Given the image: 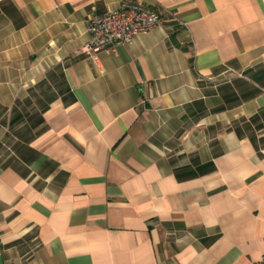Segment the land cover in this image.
Segmentation results:
<instances>
[{"label":"crops","instance_id":"obj_1","mask_svg":"<svg viewBox=\"0 0 264 264\" xmlns=\"http://www.w3.org/2000/svg\"><path fill=\"white\" fill-rule=\"evenodd\" d=\"M263 258L264 0H0V264Z\"/></svg>","mask_w":264,"mask_h":264},{"label":"built area","instance_id":"obj_2","mask_svg":"<svg viewBox=\"0 0 264 264\" xmlns=\"http://www.w3.org/2000/svg\"><path fill=\"white\" fill-rule=\"evenodd\" d=\"M162 23L159 11L137 1H122L114 10L92 13L87 19L90 41L80 51L114 50L115 45L130 41ZM256 264H264V258Z\"/></svg>","mask_w":264,"mask_h":264}]
</instances>
